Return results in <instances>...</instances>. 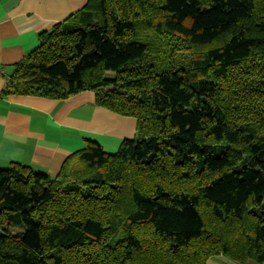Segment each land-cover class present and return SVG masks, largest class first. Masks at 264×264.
<instances>
[{
	"label": "trees",
	"instance_id": "trees-1",
	"mask_svg": "<svg viewBox=\"0 0 264 264\" xmlns=\"http://www.w3.org/2000/svg\"><path fill=\"white\" fill-rule=\"evenodd\" d=\"M160 49L190 66L141 62ZM86 90L138 136L87 139L53 176L1 168L0 264H264V0H87L6 80Z\"/></svg>",
	"mask_w": 264,
	"mask_h": 264
},
{
	"label": "crops",
	"instance_id": "crops-1",
	"mask_svg": "<svg viewBox=\"0 0 264 264\" xmlns=\"http://www.w3.org/2000/svg\"><path fill=\"white\" fill-rule=\"evenodd\" d=\"M87 0H0V169L13 162L48 175L87 139L114 153L138 136L136 119L96 105L86 90L57 100L6 92L14 64L38 44V33L75 14ZM207 264H238L223 255ZM244 264H260L248 260Z\"/></svg>",
	"mask_w": 264,
	"mask_h": 264
},
{
	"label": "rangeland",
	"instance_id": "rangeland-1",
	"mask_svg": "<svg viewBox=\"0 0 264 264\" xmlns=\"http://www.w3.org/2000/svg\"><path fill=\"white\" fill-rule=\"evenodd\" d=\"M168 49H160L159 51H148L143 57L141 62L153 63L158 68L167 66L169 61L174 62L176 66H183L185 68L190 66L191 54L188 52H179L169 57ZM110 74V73H109ZM9 230L13 233H17L18 227H10Z\"/></svg>",
	"mask_w": 264,
	"mask_h": 264
}]
</instances>
